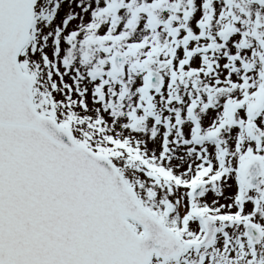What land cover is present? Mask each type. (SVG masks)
<instances>
[{
  "label": "snow or ice",
  "instance_id": "1",
  "mask_svg": "<svg viewBox=\"0 0 264 264\" xmlns=\"http://www.w3.org/2000/svg\"><path fill=\"white\" fill-rule=\"evenodd\" d=\"M0 264H264V0H0Z\"/></svg>",
  "mask_w": 264,
  "mask_h": 264
}]
</instances>
